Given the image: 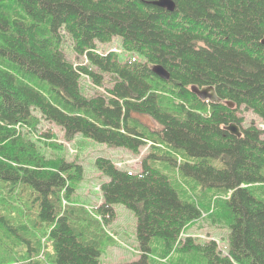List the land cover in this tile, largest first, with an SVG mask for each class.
<instances>
[{"label":"trees","instance_id":"1","mask_svg":"<svg viewBox=\"0 0 264 264\" xmlns=\"http://www.w3.org/2000/svg\"><path fill=\"white\" fill-rule=\"evenodd\" d=\"M150 1L0 0V264H38L46 252L41 238L51 240L56 264H101L99 242L86 238L79 209L66 200L82 165L51 162L25 138L22 128L38 130L35 110L67 139L80 133L136 153L150 145L138 172L96 160L108 177L101 217L114 218L120 202L138 218L141 257L116 264H157L156 240L166 254L178 247L203 264H264V199L250 187L264 182V128L245 126L240 115L252 110L264 124V0H174V10ZM65 33L87 64L66 57ZM115 37L144 60L97 48ZM158 65L169 78L156 73ZM107 73L108 93L84 94L81 76L101 85ZM37 79L50 84L53 97ZM206 86L221 100L202 98ZM232 123L240 136L228 129ZM152 157L228 195L227 251L214 239H182L201 205L183 199Z\"/></svg>","mask_w":264,"mask_h":264},{"label":"rangeland","instance_id":"2","mask_svg":"<svg viewBox=\"0 0 264 264\" xmlns=\"http://www.w3.org/2000/svg\"><path fill=\"white\" fill-rule=\"evenodd\" d=\"M97 48L106 52L116 50L124 59L144 60L141 54L125 50L120 37H115L106 43L98 42ZM61 49L66 57L74 63H88L86 55L79 54L75 50L73 40L67 33L62 36ZM111 79L110 74H104L103 83L100 85L93 78L81 76V87L85 95L97 92L108 93V86L112 84H110ZM34 82L37 86L44 88L51 97L56 93L50 89V84L47 81L37 79ZM35 114L40 117L38 130L32 132L30 128H22L25 138L35 142L38 151L51 162L63 159L67 163L82 165V179L80 182H76L75 189H72L68 198L65 199L69 203V209L75 207L79 209L76 213L82 218L86 238H95L99 242L101 249L99 262L101 264H116L140 259L141 251L137 238L138 218L134 210L123 203H116L114 204L115 216L110 220L104 216L102 218L98 211V206L103 201L101 186L105 180H108V177L98 168L96 160L98 157H106L120 169L138 172L142 168L143 158L149 154L150 145L145 144L140 152L136 153L128 148L115 147L80 133L72 139H67L65 131L60 125L45 119L39 110H35ZM240 115L245 116V126L255 122L259 127L264 128L263 121L252 110H241ZM139 117L151 126H156L150 117L146 115H139ZM150 160L170 176L173 185L179 190L183 199L195 200L201 205V217L185 227L182 239L187 236L193 237L198 242L214 239L223 251H227L230 244L231 228L224 202L228 195L212 187L204 188L195 179L185 176L183 170L180 172L178 166L171 165L170 160L153 157ZM212 162L216 166L223 164L219 159H213ZM250 187L258 198L264 199V182L255 183ZM73 220L74 217L71 216V221ZM41 242L42 247L46 248V252L37 258L38 264H56L52 257L54 249L51 240L41 238ZM160 242L162 243L161 240H156L153 243L154 251L151 254V259L154 263L203 264L202 258L184 254L178 247L166 254Z\"/></svg>","mask_w":264,"mask_h":264},{"label":"water","instance_id":"3","mask_svg":"<svg viewBox=\"0 0 264 264\" xmlns=\"http://www.w3.org/2000/svg\"><path fill=\"white\" fill-rule=\"evenodd\" d=\"M150 2L155 4V5H158V6L167 7L169 10H174L176 7V3L174 0H152ZM263 42H264V39H263ZM156 73L158 75H160L162 78H165V79L169 78L168 71L160 65H158L156 67ZM198 93L204 99H210L212 101H220L221 100V98L217 95L215 88L213 86H206V87L202 88L201 90H199ZM228 129L233 134H237L239 136L242 134L240 127L235 123H232L228 127Z\"/></svg>","mask_w":264,"mask_h":264},{"label":"bare ground","instance_id":"4","mask_svg":"<svg viewBox=\"0 0 264 264\" xmlns=\"http://www.w3.org/2000/svg\"><path fill=\"white\" fill-rule=\"evenodd\" d=\"M110 51H113V50H109L108 52L104 51L105 53H109ZM83 76H86V75H83Z\"/></svg>","mask_w":264,"mask_h":264}]
</instances>
